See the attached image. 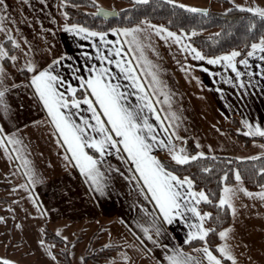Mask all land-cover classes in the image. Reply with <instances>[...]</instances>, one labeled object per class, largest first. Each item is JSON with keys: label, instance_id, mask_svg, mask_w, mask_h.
I'll list each match as a JSON object with an SVG mask.
<instances>
[{"label": "crops", "instance_id": "obj_1", "mask_svg": "<svg viewBox=\"0 0 264 264\" xmlns=\"http://www.w3.org/2000/svg\"><path fill=\"white\" fill-rule=\"evenodd\" d=\"M49 1L6 0L10 6L9 15L14 17V21L6 18L4 23L20 42V47L14 52L21 59L15 64L10 60L9 65L4 66L16 83L27 79L20 75L19 65L27 55L25 49L29 48L32 52L30 58H34L39 66L50 63L57 56L64 57L56 66L57 71L74 84L79 83V75L87 77L90 74L88 69L93 64H107V61H101L96 55L93 45L101 44L104 51L113 45H103L100 37H89L87 34L79 36L67 31L64 28V12L61 16L58 13L49 16ZM99 3L106 8H123L121 0ZM5 34L0 31V42H3ZM106 39L115 40L117 34L108 33ZM148 43L151 47L146 45L145 53L153 64L158 65L160 80L167 86L171 97L169 106L163 102L162 92L153 96L155 107L157 110H163L160 112L162 118L168 116L169 107L177 114L179 120L174 123L179 125L178 134L190 139L196 151L243 157L251 150H264V147H261L264 144L260 141L243 146L226 129L227 118L231 115L236 116L241 123L247 119L264 126V77L259 72L261 61L258 57H251L249 60L255 74L251 82L246 67L238 65L244 73L242 78L245 81V87H238L235 73L224 64L211 65L206 60L197 61L191 54L179 50L173 40L169 39L168 43H165L164 39L155 33L151 34ZM125 50L129 52L127 59L133 60L138 75L147 85L150 76L145 71H140L142 65L135 64L136 57L131 55L127 46ZM89 53L91 55H87ZM199 64L205 67L200 68ZM108 66L119 74L120 83L124 85L123 90L127 95L131 90L130 82L114 64ZM74 71L76 75H73ZM228 77L235 82L229 84ZM148 91L151 93L153 89L149 88ZM134 99L135 97H129L130 102ZM157 100L160 103H156ZM10 103L12 113L9 117L0 115V124L6 132L16 133L22 138L27 149L25 155L42 178V182L37 183L31 191L40 202L41 208L47 209V212L37 215L35 205L27 196V189L14 188L16 184L26 183L27 177L19 166L20 161L13 158L15 153L6 155L0 147V215L5 217L4 220L8 224L4 240L0 232V257L13 259L17 264H60L48 255V251H52L50 244L46 241L44 246L39 244V240L43 239L41 226L45 221L54 232L59 228L61 231L58 235L62 238L66 236L73 245L81 244L89 238L95 248H107L108 254L102 255L100 260L91 257L93 261L100 263L103 257L108 264H157V261L164 260L165 247L160 245L166 246L168 251L177 245L183 247L187 226L178 218L171 224L162 222L165 231L157 238L159 245L153 244L142 234L137 221L146 225L150 214L156 211L155 206L139 192L135 180L128 179L130 173L127 166L114 151L108 154L105 161L106 165L113 167L111 171L106 172L110 183L106 194L101 195L92 190L74 161L65 159V148L56 143L53 126L42 105L30 95V90L21 86L18 91H13ZM86 107L81 104L80 112L90 116ZM150 119L159 123L154 116H150ZM244 127L248 131L245 125ZM197 142L199 148L196 147ZM175 143L185 141L176 140ZM156 154L162 159L168 157L166 149H157ZM117 168L120 172L116 171ZM235 203L238 206V214L234 220L231 217L228 223L233 225V238L228 242L233 245L239 264H264V202L240 193ZM5 205H10L11 210ZM142 205L146 206L147 215ZM17 223L21 227H17ZM153 236L155 237L154 232ZM220 242L219 239L218 243ZM125 243L128 247H125ZM198 246L199 244L183 248L185 252L199 257L201 253L196 251ZM122 253H126L129 259H122ZM225 259L226 264H231L230 260ZM84 264H87V261Z\"/></svg>", "mask_w": 264, "mask_h": 264}, {"label": "snow or ice", "instance_id": "obj_2", "mask_svg": "<svg viewBox=\"0 0 264 264\" xmlns=\"http://www.w3.org/2000/svg\"><path fill=\"white\" fill-rule=\"evenodd\" d=\"M139 2L146 3L147 0H139ZM167 3L174 8L201 14L202 22L209 16V9L205 7L183 3L182 0H167ZM9 7L6 0H0V31L6 33L4 40L8 41L13 48H19L20 42L4 23L6 18L14 21V17L9 15ZM95 9V15L104 17L120 14L115 9L105 8L99 0H95ZM234 9L253 14L247 25L249 31L257 28V18H259L260 33L258 36L255 33L252 34L250 42H246L245 49L232 48L218 55H207L192 43L191 38L197 34V31H203L199 25L192 27L191 30L180 27L177 31H173L170 26L155 24L145 17L131 26L111 27L104 32L82 24L66 22L64 28L69 32L79 36L87 34L89 37H100L103 45L106 46L109 43L113 45L107 51L103 50L101 44L93 45L96 48V55L101 61H107V64H93L88 69L90 74L87 77L79 75V83L76 84L66 80L57 71L56 66L64 57L57 56L50 63L39 66L34 58H30L32 57L30 48L25 49L27 55L23 63L19 65L20 70L28 74L27 79L19 83L14 82V77L5 68L4 62L11 60L15 64L21 58L0 42V115L2 117H9L12 113L10 103L12 92L18 91L21 86H26L33 99L45 110L53 126V135L57 137L56 143L65 148L63 153L65 159L69 162L74 161L75 166L94 192L101 195L107 192L110 178L106 176V172L111 171L113 166L106 165L105 161L110 152L114 151L120 156L121 161L125 162L127 171L130 173L128 179L135 180L139 192L153 203L156 209L150 214L146 225L137 221L142 234L147 239L159 245L160 241L157 238L165 231L162 222L171 224L178 218L187 226L185 243L197 240L202 242L196 249L201 253L199 257L192 255L191 252H185L179 245L171 251H168L166 246L160 245L165 247L164 260L157 261V264H226L225 258L230 260L231 264H239L233 245L228 242L233 238V225L228 224L226 227L222 225L229 213L233 220L237 216L238 206L235 200L238 194L243 193L247 197L258 198L264 202V183H259L258 190H250L244 186L240 169L233 170L235 183L228 182L229 172L227 171L218 176L222 185L218 189V199L210 190L198 188L193 175L178 174L177 169L181 166L199 167L202 173H209L213 168L211 163L205 166V158L209 156V153L203 150L191 152L186 143H175L176 140L186 142L187 139L178 134L179 125L174 122L178 121L179 117L169 107L168 116L162 118L160 112L163 110H157L152 100L153 96L162 92L163 102L171 105L167 86L162 84L158 75V65L153 64L145 53V46L151 47L148 42L153 33L160 35L165 43H168L169 39L173 40L179 46V50L191 54L197 61L206 60L211 65L224 64L235 73L238 87H245V81L242 78L244 73L238 65L246 67L249 82L255 75L249 63L251 57H258L261 61L259 72L264 77V5L237 3L236 0H231V7L225 8L224 12L229 13ZM68 15L69 13L65 11L64 16ZM108 33H116L117 39L108 41L106 39ZM121 36H123V42H121ZM125 46L130 50L131 55L136 57L135 64L142 65L140 71H145L150 76L151 79L147 85L138 75L133 60L127 59L129 52L125 50ZM153 51H155L154 48ZM112 64L130 82L131 90L127 95L123 90L124 85L120 83L119 74L108 66ZM198 67L205 66L199 64ZM73 75H76L75 71ZM227 82L231 84L235 81L228 77ZM149 88L153 89L151 93L148 91ZM220 91L222 92L223 89ZM129 97H135L134 101L130 102ZM156 103L160 101L157 100ZM81 104L87 106L86 112L90 113V116L81 114ZM150 116H154L159 123L152 122ZM242 123L247 127V135L264 137V126L259 122L252 123L245 119ZM158 129L162 131L158 132ZM237 131L241 129L238 128ZM0 147L4 149L6 155L11 156L15 153L13 158L20 161L19 166L23 168L24 175L27 177L26 183L16 184L14 188L27 189V196L37 209L36 214L44 215L47 209L41 208L40 202L31 191L37 183L42 182V178L25 155L27 149L22 138L16 133L6 132L4 126L0 124ZM196 147H200L198 142ZM208 147L211 148V145ZM157 149H166L167 159L159 157L156 154ZM212 156L215 157V154L213 153ZM257 157L264 160V153H257L252 157H236V159L256 160ZM116 171L120 172V169L117 168ZM251 174H259L260 180H264V164L255 166ZM202 203L214 205L216 212L202 210ZM5 207L11 210L10 205ZM141 207L147 215L146 206ZM4 219L5 217L0 215V221ZM206 223H210L211 226H206ZM16 226L21 227L19 223ZM41 231L43 232L44 229L41 228ZM60 231L57 228L56 234L58 235ZM210 233L218 235L221 241L214 247H211L208 242ZM63 239L67 241L68 238L65 236ZM39 244L44 246L45 240L40 239ZM125 247H128L126 243ZM48 255L55 259L52 251L49 250ZM121 258L129 259L126 253H122ZM80 259L83 260L84 257ZM0 262L17 264V261L4 257H0Z\"/></svg>", "mask_w": 264, "mask_h": 264}, {"label": "trees", "instance_id": "obj_3", "mask_svg": "<svg viewBox=\"0 0 264 264\" xmlns=\"http://www.w3.org/2000/svg\"><path fill=\"white\" fill-rule=\"evenodd\" d=\"M63 1V10L67 11L69 15L65 17L67 23L82 24L85 27L93 28L96 30L104 31L111 27H124L130 26L134 23H139L142 19L147 17L155 24H165L170 26L173 31H177L180 27L191 30L192 27L199 25L203 28V31H197V34L191 38L192 43L196 47L200 48L207 55H218L220 52L229 51L232 48L243 50L246 48V42H250L252 34L257 36L260 33L261 24L259 18H257V28L248 30L247 25L249 19L252 17V13L246 12L240 9H234L229 13H214L209 10V16L205 20L201 21V14L191 13L182 9L174 8L167 3V0H147V2H139L132 0H125L129 3L128 6L118 9L120 14L115 18L104 20L94 16L95 2L94 0H65ZM220 2H227V0H215ZM231 7V6H230ZM229 7V8H230ZM171 22V23H170ZM6 47L15 51L16 48L6 40H3ZM10 60L4 62V65L8 66ZM23 78H26V72L19 71ZM241 131H237V129ZM226 129L237 140L241 142L243 146L248 145L253 141H260L264 144V137L254 135H247L244 125L239 119L231 115L227 118ZM186 146L189 151L195 152L196 148L190 139L186 140ZM264 153V152H261ZM207 163H211L213 168L209 173H202L199 167L181 166L177 169L178 174L193 175L197 181L198 188H205L206 191H211L216 194L218 199V189L222 186L218 180V176L222 175L224 171L229 172L228 182L234 183V169H240L243 176V183L245 187L250 190H257L259 183H264V180H260L259 174L252 175L251 170L260 164H264V160L257 157L256 160H238L235 156L227 154H209L205 158V166ZM202 210H208L213 213L216 212V208L211 204L201 205ZM231 219V213L226 218L225 223L222 226H226ZM206 226H211L210 223H206ZM41 228L42 238L51 245L52 252L55 259L60 264H72L68 252L63 249L65 240L57 235L56 232L50 227L48 222H44ZM219 241L218 235L209 234L208 242L211 247H214ZM202 243L201 241H189L183 244V247H191ZM107 248H101L97 253L91 255L94 259L100 260L102 255L108 254ZM217 251V250H216ZM2 264V262H0Z\"/></svg>", "mask_w": 264, "mask_h": 264}, {"label": "rangeland", "instance_id": "obj_4", "mask_svg": "<svg viewBox=\"0 0 264 264\" xmlns=\"http://www.w3.org/2000/svg\"><path fill=\"white\" fill-rule=\"evenodd\" d=\"M95 1V0H94ZM106 2V0H99ZM51 2L49 7V16H53L55 13H58L60 16L63 14V1L62 0H50ZM183 3H188L195 6H201L208 8L210 11L220 14L224 12L225 8H229L231 6V0H227V2H220L215 0H182ZM237 3H246V4H252V3H259L261 5H264V0H236ZM121 7H126L129 5L127 1L121 0ZM106 8V7H105ZM264 152V150H251L249 153H246L243 157H252L256 156L257 153ZM0 232L2 234L3 240L6 237V234L8 232V224L5 222V220L0 221ZM63 249L67 250L70 254L71 262L72 264H84V262L87 261V264H106L107 260L102 257V261L96 262L91 259V255L94 253H97L100 248H95L89 238L85 240L83 243L78 245H73L68 240L63 244ZM84 257L83 260H81V257ZM108 264V263H107Z\"/></svg>", "mask_w": 264, "mask_h": 264}, {"label": "water", "instance_id": "obj_5", "mask_svg": "<svg viewBox=\"0 0 264 264\" xmlns=\"http://www.w3.org/2000/svg\"><path fill=\"white\" fill-rule=\"evenodd\" d=\"M108 9H112V8H108ZM116 10V9H115ZM96 11V10H95ZM117 11V10H116ZM95 13V12H94ZM94 16L98 17V18H101V19H104V20H109V19H112V18H115L117 15H112V16H108V17H104L102 15H95Z\"/></svg>", "mask_w": 264, "mask_h": 264}]
</instances>
